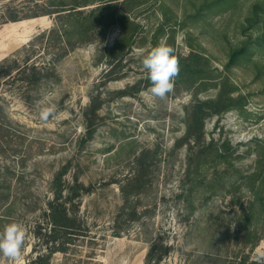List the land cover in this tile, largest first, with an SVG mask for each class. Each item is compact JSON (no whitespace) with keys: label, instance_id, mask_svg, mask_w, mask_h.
<instances>
[{"label":"rangeland","instance_id":"obj_1","mask_svg":"<svg viewBox=\"0 0 264 264\" xmlns=\"http://www.w3.org/2000/svg\"><path fill=\"white\" fill-rule=\"evenodd\" d=\"M53 1L0 0V13H44L0 24V60L49 66L63 45L50 30L68 11L47 14ZM79 1L76 10L88 13L81 43L73 37L38 84L10 78L1 88L9 129L0 169L12 173L0 175L11 185L0 232L10 222L27 229L15 264L37 255L40 264H144L156 244L167 253L155 264H264V0ZM162 38L202 71L180 74L164 100L148 94L142 65ZM224 92L242 106L207 116L199 131L189 120L193 103ZM53 103L56 117L42 121L40 110ZM55 194L75 220L69 231H53L47 216ZM52 239L61 250L49 254ZM0 264L13 262L0 255Z\"/></svg>","mask_w":264,"mask_h":264},{"label":"trees","instance_id":"obj_2","mask_svg":"<svg viewBox=\"0 0 264 264\" xmlns=\"http://www.w3.org/2000/svg\"><path fill=\"white\" fill-rule=\"evenodd\" d=\"M52 2V1H51ZM84 3V1H82ZM54 8L52 10L47 11V14H51L54 12L60 13L62 11L68 10L65 13L58 14L59 22H56V25L53 27L52 30L55 33L59 34V37L62 41V47L55 53H53L52 58L49 59L50 63H48L49 66H39L36 63H28V57L24 59H19L18 57H11L8 59L0 60V142L3 138L6 137L8 134L9 124L6 122V117L8 116L6 111L7 101L4 97V94H1V88L2 86H7L8 83H12L9 81L10 78H12V81H15L16 83H20L19 87L22 86V84H26L27 86L36 85L40 82V80L43 78L44 71L47 70H54V67L56 63L64 57L75 45L72 39L75 37L76 44L81 43V40H83L82 36L84 34H87L88 31V13L80 10H76L78 6H81V1L79 0H54L53 3H51ZM106 5V11L108 12L107 16L112 17L115 16V11L110 10L112 5L110 3L105 4ZM108 9V10H107ZM257 6H254V10L252 8V14H256ZM23 10V9H22ZM262 12L264 14V7L262 8ZM39 12H33V13H24L23 11H17L16 9H12L10 7H5V10H2V13H0V24H4L9 21H18L26 18L36 17L39 16ZM60 16V17H59ZM253 18H257V16H253ZM251 21V20H249ZM114 23V20L110 21L106 27H109L111 24ZM43 35V33H40V36ZM86 40V38L84 39ZM255 40V39H254ZM253 40V41H254ZM252 41V42H253ZM255 42L263 43L262 40L256 39ZM116 46L123 47V43H119ZM246 52V47L242 46L238 49H234L230 52L229 56V63H235V61L238 59V57L244 55ZM184 61V60H183ZM181 59H179V75H184V72H186L188 78H195L200 76L201 69L197 67V63L194 60L187 62V64H184ZM183 65H186L187 67H183ZM185 69V70H184ZM178 75V76H179ZM177 76V77H178ZM176 77V78H177ZM9 90V89H8ZM233 106H242V103L239 100H235L230 97L229 92L220 93L219 96L214 99H207V100H197L193 103L191 107V111L189 112V120L190 122H196L198 125L199 131L201 130L203 126L204 119L212 114L223 112L224 110L233 107ZM5 171V172H4ZM11 174L12 171L9 169V166L3 167L0 169V175L6 176V174ZM62 174V173H61ZM7 177V176H6ZM60 177V174L57 175V178ZM10 182V181H9ZM11 192V185L8 183V181H0V201L3 202V204L8 201L9 194ZM72 194H68L66 196V201H70V197ZM60 194H55V197L49 202L48 201V214L47 216L51 220L52 223V229L55 231L56 229L59 230H66L69 231V229L74 228V219H71L67 216V208L66 204L63 202H59ZM260 199V205H261V211L264 212V198ZM65 201V202H66ZM253 209H251L250 216L248 219L249 222H252L253 224L257 220L255 213L252 212ZM264 224V217L262 219ZM39 228V227H38ZM256 232L257 229H248V234L251 232ZM68 233V232H67ZM41 234V233H40ZM47 237V235H45ZM50 238H52L49 235ZM55 239H52L54 242ZM52 247H50L49 254L54 252L55 250H61L59 246L56 245V241L52 243ZM161 248V249H160ZM167 253V247H164L163 245L156 244L155 246H151L146 254L145 262L144 264H155L160 262L162 259V255ZM41 256L37 255L36 258L32 259L30 264H40L41 262ZM249 260V259H248ZM248 262V263H247ZM238 264H258L256 261H247L246 258L240 260Z\"/></svg>","mask_w":264,"mask_h":264},{"label":"clouds","instance_id":"obj_3","mask_svg":"<svg viewBox=\"0 0 264 264\" xmlns=\"http://www.w3.org/2000/svg\"><path fill=\"white\" fill-rule=\"evenodd\" d=\"M143 68L147 71L151 86L148 94L153 98L164 100L174 92L175 80L179 75V59L175 48L162 38L142 59ZM57 115L56 104H49L40 110V118L44 122L54 119ZM27 238V229L19 222H10L0 232V255L15 264L23 255ZM258 259H264V253L258 254Z\"/></svg>","mask_w":264,"mask_h":264},{"label":"crops","instance_id":"obj_4","mask_svg":"<svg viewBox=\"0 0 264 264\" xmlns=\"http://www.w3.org/2000/svg\"><path fill=\"white\" fill-rule=\"evenodd\" d=\"M15 23H17V22H13L12 24H15Z\"/></svg>","mask_w":264,"mask_h":264}]
</instances>
